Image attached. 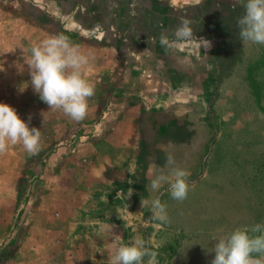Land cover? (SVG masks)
<instances>
[{
	"label": "rangeland",
	"instance_id": "1",
	"mask_svg": "<svg viewBox=\"0 0 264 264\" xmlns=\"http://www.w3.org/2000/svg\"><path fill=\"white\" fill-rule=\"evenodd\" d=\"M246 2L0 0V102L41 131L38 154L0 155V264H108L137 238L157 264H211L214 234L264 223V45L239 38ZM182 19L192 37L162 47ZM61 33L90 56L80 122L50 110L24 63ZM162 147L191 173L182 202L147 190ZM156 196L168 222L141 207Z\"/></svg>",
	"mask_w": 264,
	"mask_h": 264
},
{
	"label": "clouds",
	"instance_id": "2",
	"mask_svg": "<svg viewBox=\"0 0 264 264\" xmlns=\"http://www.w3.org/2000/svg\"><path fill=\"white\" fill-rule=\"evenodd\" d=\"M244 14L236 21L238 35L242 42L264 45V0H247ZM190 21L182 19L174 30L175 41L167 33H161L162 47L171 48L174 42L192 37ZM205 49L211 42L200 39ZM146 51V50H145ZM30 74V86L50 110H61L76 122L88 115L89 100L95 95V86L84 77V70L90 63V56L64 34L52 35L30 48V55L24 57ZM22 145L29 155L41 150V131L30 127L17 110L0 102V155L9 147ZM166 152V148H161ZM191 173L176 165L174 157L166 152L165 165L153 173L147 190L159 192L168 185L171 198L184 201L190 191L188 177ZM141 207L150 208L151 219L168 222L167 205L159 196L142 198ZM101 232L104 227L101 226ZM211 252L215 253L211 264H264V223L251 227L237 228L230 233L212 236ZM108 257V264H157L156 252L151 240L137 238L131 245H115Z\"/></svg>",
	"mask_w": 264,
	"mask_h": 264
}]
</instances>
